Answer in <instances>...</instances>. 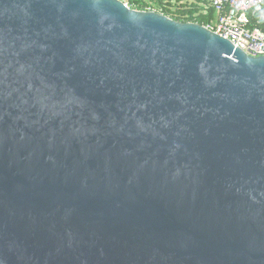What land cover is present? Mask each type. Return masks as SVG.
<instances>
[{"label":"water","instance_id":"95a60500","mask_svg":"<svg viewBox=\"0 0 264 264\" xmlns=\"http://www.w3.org/2000/svg\"><path fill=\"white\" fill-rule=\"evenodd\" d=\"M0 264H264V57L119 0H0Z\"/></svg>","mask_w":264,"mask_h":264},{"label":"built area","instance_id":"2783aa9c","mask_svg":"<svg viewBox=\"0 0 264 264\" xmlns=\"http://www.w3.org/2000/svg\"><path fill=\"white\" fill-rule=\"evenodd\" d=\"M127 6V3L122 1ZM201 15L213 10V19L205 28L245 55L264 57V0H206ZM145 12H153L150 8Z\"/></svg>","mask_w":264,"mask_h":264},{"label":"rangeland","instance_id":"374dc122","mask_svg":"<svg viewBox=\"0 0 264 264\" xmlns=\"http://www.w3.org/2000/svg\"><path fill=\"white\" fill-rule=\"evenodd\" d=\"M124 1V0H119ZM143 4L147 5L150 10L155 13H160L163 10H168L173 18L186 20V15L189 11H194L193 18L200 15L204 8H207L206 0H141Z\"/></svg>","mask_w":264,"mask_h":264},{"label":"trees","instance_id":"16d2710c","mask_svg":"<svg viewBox=\"0 0 264 264\" xmlns=\"http://www.w3.org/2000/svg\"><path fill=\"white\" fill-rule=\"evenodd\" d=\"M176 1H179V0H176ZM125 2L127 3L128 8L132 10L146 11V9L149 8L147 5L143 4L141 0H125ZM159 14L167 18H170L171 20L175 22H180V23H185V24L192 23V24H197L202 27L208 26L213 19V10L211 9L207 11L206 15L200 14L196 18H193V15L195 14L194 11H189L186 13V15L188 16L186 20L173 18L168 10H163Z\"/></svg>","mask_w":264,"mask_h":264}]
</instances>
